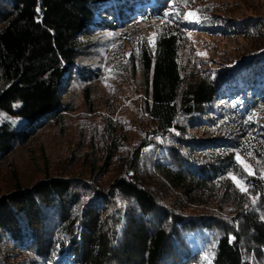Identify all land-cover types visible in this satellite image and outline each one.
<instances>
[{"label": "trees", "instance_id": "trees-1", "mask_svg": "<svg viewBox=\"0 0 264 264\" xmlns=\"http://www.w3.org/2000/svg\"><path fill=\"white\" fill-rule=\"evenodd\" d=\"M257 7L249 0H0V160L47 125L73 143L52 162L40 151L25 173L8 165L0 264H264V142L246 131L264 104ZM184 11L209 39L247 43L237 68L222 57L207 71L181 59ZM151 21L159 24L155 43L130 44L124 65L115 66L140 101L109 99L92 115L95 87L109 73L96 69L100 32ZM80 96L90 117L68 134Z\"/></svg>", "mask_w": 264, "mask_h": 264}, {"label": "rangeland", "instance_id": "rangeland-1", "mask_svg": "<svg viewBox=\"0 0 264 264\" xmlns=\"http://www.w3.org/2000/svg\"><path fill=\"white\" fill-rule=\"evenodd\" d=\"M202 1L205 3H231L235 0ZM249 2H252L256 9H258L257 6L261 5L264 10L263 0H249ZM239 8L242 15H246V18L250 17V12L245 9V7L241 6L240 4ZM260 10L262 9L259 7L258 11L260 12ZM187 14L188 12L184 11L181 13V15H179V20H181L182 23L185 22V26L189 30V33L186 36L185 47L180 52L181 59L195 63V66L198 69L207 71L211 68L209 67L210 63L213 67L212 70L217 69L218 57H222L224 59L228 58L229 60L234 61L235 68H237L238 62L236 56L238 53L241 54L243 49L247 48V43L242 40H235L231 38H227L225 41L219 40L218 37L209 39L203 32L197 30L199 27L197 26V22H195L196 15L193 13V18L185 19ZM238 15L231 16V20L234 21L237 19ZM102 20L103 18L97 15L94 17L93 24L99 25L102 23ZM158 27L159 24L157 22L151 21L148 24L127 25L125 28H123V30H116L114 32H100L98 43H104V45L98 50L99 64L96 65V69L100 71L99 75H101V71L104 74H106V72L109 73L107 74V77H104V80L100 81V83H98L95 87L94 94L92 95V102L94 105L91 111L92 115L101 113L98 111L99 108L105 106V101L109 99L118 100L120 98L122 101L123 99L128 98L129 100L127 101L126 105H129L132 102L140 101V96H134L135 92L129 81L127 79H118L120 75L115 71V66L117 64L124 65L132 50L130 48V44H133L134 47L138 48L141 47L143 43L153 45L149 41L154 40L155 43V35L153 34H155ZM97 33H99V31ZM89 39L87 40L88 42ZM189 49L194 50V55H190ZM238 88L241 90L240 85ZM80 103L81 96L74 103L75 113L68 119V134L73 133L76 130L77 124L81 121V117H90V115L85 113V110L83 109V106L80 105ZM219 107H221L220 103ZM251 115L252 125L246 128L247 134H251L252 132L256 133L262 142H264V134L259 133L264 131V104L258 103L256 105L255 111ZM118 117L119 114L116 112L113 116V119H117ZM69 138V136L67 139L59 138L58 135H55L52 126L49 125L45 126L42 130L37 131L34 136L28 139V142L25 145H20L18 148H14L10 154L0 160V187H2L7 180V167L10 163H12L13 166L21 173H25L31 169L32 164H34L36 161L39 162V158L41 156L40 151L43 152L51 162L55 161L56 159L65 156L70 149V145H73V143L68 142ZM231 139H233L235 142H239L237 137H232ZM241 160H243L244 163L249 166L248 162L242 158ZM241 168L249 174V172L243 167ZM249 170L252 172L253 168L249 166ZM238 188L240 189V187Z\"/></svg>", "mask_w": 264, "mask_h": 264}, {"label": "snow or ice", "instance_id": "snow-or-ice-1", "mask_svg": "<svg viewBox=\"0 0 264 264\" xmlns=\"http://www.w3.org/2000/svg\"><path fill=\"white\" fill-rule=\"evenodd\" d=\"M185 3H187V0H185ZM193 17H194V14H193V13H188V14L185 16V19H190V18H193ZM195 22H199L198 18H196ZM153 35H155V34H153ZM149 42L152 43V44H154V40H150ZM249 155H251V154H249ZM236 159H237V162L241 165V167H243L246 171L249 172V175H252V174H253V173L249 170V166H248L247 164H245L243 160H241V158H240L239 155H237ZM262 178H264V177H262ZM231 179H233L234 183H236L237 186L240 187V189H241L242 192H246V191H247V189L244 188V187L240 184V182L236 179V177L233 176V177H231Z\"/></svg>", "mask_w": 264, "mask_h": 264}]
</instances>
